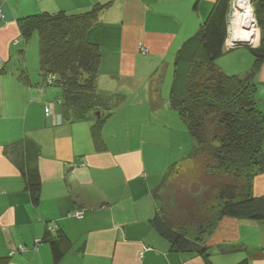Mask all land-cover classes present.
I'll return each instance as SVG.
<instances>
[{
	"label": "crops",
	"instance_id": "obj_1",
	"mask_svg": "<svg viewBox=\"0 0 264 264\" xmlns=\"http://www.w3.org/2000/svg\"><path fill=\"white\" fill-rule=\"evenodd\" d=\"M216 2L0 0V264H55L47 233L70 243L58 264H264V221L221 219L198 242L205 255L198 247L176 251L153 224L152 191L193 145L169 104L175 55ZM97 4H111L87 33L101 51L95 85L107 109L90 112L86 121H65L60 89L42 85L39 70L29 68V42L17 21ZM226 52L229 75L246 77L253 58L243 48ZM252 81L264 114V62ZM96 123L98 148L91 136ZM34 167L41 180L37 206L22 177ZM252 193L264 200V174ZM76 212L83 216L71 217Z\"/></svg>",
	"mask_w": 264,
	"mask_h": 264
},
{
	"label": "trees",
	"instance_id": "obj_2",
	"mask_svg": "<svg viewBox=\"0 0 264 264\" xmlns=\"http://www.w3.org/2000/svg\"><path fill=\"white\" fill-rule=\"evenodd\" d=\"M229 2L217 0L200 29L175 55L169 104L185 124L193 145L167 167L152 197L155 229L178 252L201 248L202 236L191 239L188 230L205 235L214 230L216 222L208 224L205 215L210 201L220 208L216 221H264V200L252 193L255 178L264 174V114L257 107L252 81L264 62V0H252L260 43L249 49L254 63L246 77L228 75L216 64L225 52ZM110 6L97 4L82 13H43L17 21L26 43L37 35L42 85L53 78L50 86L61 91L65 121H86L90 112L107 109V100L95 85L101 51L87 41V33ZM20 76L24 78L25 73ZM100 127L96 123L91 129L97 148ZM22 177L32 205L37 206L41 192L37 168L22 170ZM44 241L58 264L69 241L61 233L55 237L47 233ZM205 251L201 248L202 255Z\"/></svg>",
	"mask_w": 264,
	"mask_h": 264
},
{
	"label": "built area",
	"instance_id": "obj_3",
	"mask_svg": "<svg viewBox=\"0 0 264 264\" xmlns=\"http://www.w3.org/2000/svg\"><path fill=\"white\" fill-rule=\"evenodd\" d=\"M3 16L0 12V19ZM258 27L254 17V7L252 6V0H230L229 9L227 13V40L225 42L226 50H230L235 47L234 40L237 38L249 39L253 37L252 47L255 48L257 41ZM254 33V34H252ZM53 78L45 80L44 86H50ZM50 110L45 109V114L48 115ZM82 212H76L71 215L74 218H81Z\"/></svg>",
	"mask_w": 264,
	"mask_h": 264
},
{
	"label": "rangeland",
	"instance_id": "obj_4",
	"mask_svg": "<svg viewBox=\"0 0 264 264\" xmlns=\"http://www.w3.org/2000/svg\"><path fill=\"white\" fill-rule=\"evenodd\" d=\"M254 3H252V6H253ZM259 38L260 40V31L258 29L257 31V39ZM29 46L27 47V53H26V60H27V63L29 64V68L32 69V71L35 73L37 72V70L39 69V51H38V38H37V35H33L29 41ZM256 45V43H255ZM258 47V46H257ZM256 48V47H255ZM244 49V52H246V54H248L249 56H251L250 52L248 49ZM226 50V48H225ZM231 54H229V52H226L225 54H223V56H221L217 61H216V64L218 65V67H220L224 72L225 70L227 71L228 75H229V62L232 61V58L230 56ZM252 58V56H251ZM253 61L251 63V67H253ZM223 65V66H221ZM248 65V64H246ZM247 66H243V69H245ZM241 68H238V71L241 72ZM243 71V70H242ZM191 139V137H190ZM189 139V140H190ZM192 145L189 146V148H186L184 151V154L183 155H180V156H184L190 149H191ZM219 206L218 204H216V202L214 201H210L208 204H207V210L205 212V215L208 216V224H214V222H216V225L218 223L217 220V215H218V210H219ZM215 225V227H216ZM215 229V228H214ZM188 234V237L191 238V239H196V237H201V240L206 237L207 235H205V233L201 234L199 233V231H191V230H188L187 232ZM205 235V236H204ZM200 240V241H201Z\"/></svg>",
	"mask_w": 264,
	"mask_h": 264
},
{
	"label": "water",
	"instance_id": "obj_5",
	"mask_svg": "<svg viewBox=\"0 0 264 264\" xmlns=\"http://www.w3.org/2000/svg\"><path fill=\"white\" fill-rule=\"evenodd\" d=\"M253 37H254V35L252 37H250L249 39H246V40L245 39H242V38L235 39L234 40L235 47H233L232 49H230V51L231 50H236V49H241V48L254 49L252 47V45H251L252 40H253ZM96 115H97V117H100V114L99 113H97Z\"/></svg>",
	"mask_w": 264,
	"mask_h": 264
},
{
	"label": "bare ground",
	"instance_id": "obj_6",
	"mask_svg": "<svg viewBox=\"0 0 264 264\" xmlns=\"http://www.w3.org/2000/svg\"><path fill=\"white\" fill-rule=\"evenodd\" d=\"M252 34H254V33H252Z\"/></svg>",
	"mask_w": 264,
	"mask_h": 264
}]
</instances>
